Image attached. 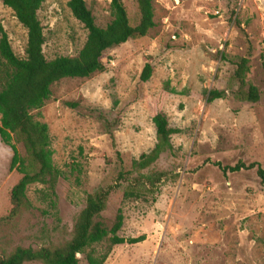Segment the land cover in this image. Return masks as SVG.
<instances>
[{"label": "rangeland", "instance_id": "374dc122", "mask_svg": "<svg viewBox=\"0 0 264 264\" xmlns=\"http://www.w3.org/2000/svg\"><path fill=\"white\" fill-rule=\"evenodd\" d=\"M68 1L44 0L37 12L48 61L76 56L85 42L86 30L71 16ZM110 1L84 0L99 28L111 20ZM151 2L154 27L145 36L107 50L102 71L53 84L49 100L30 112L48 127L60 175L54 194L46 185H29L25 207L12 218H7L9 194L22 175L9 169L12 151L0 142L3 256L18 247L55 248L71 239L87 196L112 184L120 170L130 171L132 160L153 148L151 106L169 81L176 93L164 99L162 113L178 131L170 137L173 151L143 172H164L169 180L159 186L154 202L123 200L124 186L110 194L95 221L109 228L120 210L118 236L145 239L112 247L104 264H264V185L254 169L224 175L216 166L264 163V0ZM123 6L130 24H136L135 0H123ZM0 26L23 59L26 31L2 0ZM246 55L245 82L258 89L260 101L242 103L227 94L207 103L206 91L236 88L231 62ZM145 63L152 74L141 83ZM102 118L112 125L115 148ZM12 144L25 159L22 146ZM106 241L92 248L103 253ZM77 258L86 264L83 256Z\"/></svg>", "mask_w": 264, "mask_h": 264}, {"label": "trees", "instance_id": "16d2710c", "mask_svg": "<svg viewBox=\"0 0 264 264\" xmlns=\"http://www.w3.org/2000/svg\"><path fill=\"white\" fill-rule=\"evenodd\" d=\"M44 0H2L8 7L17 22L26 31L25 57L18 58L12 51L7 34L0 26V142L12 151L9 169L14 168L22 175L12 187L9 200L11 209L7 218L15 216L26 203V190L29 185H46L51 194L59 178V172L52 162L53 152L48 134V127L34 121L30 112L40 109L51 97V86L67 78H87L103 70L102 58L107 50L116 48L130 39L145 36L154 27L153 7L151 0H135L137 23L130 24L123 0H111L109 7L110 22L99 28L95 25L94 17L87 8L84 0H69L67 8L71 16L86 30L85 42L74 57H56L46 60L43 55L45 42L42 26L37 17ZM241 33H244L241 30ZM245 35V34H244ZM249 50V48H248ZM234 69L231 82L236 84L230 91L208 90L205 101L211 103L225 99L231 95L234 100L242 103L255 104L261 99L258 89L245 82L248 70V56L237 57L231 62ZM152 74V66L145 63L139 81L145 83ZM176 91L165 81L151 106L150 118L155 130V144L147 153L141 154L138 159L132 160L131 170H120L112 184L100 188L87 196L85 206L79 212L72 228V237L64 245L55 248H16L7 256L0 254V264H24L40 262L41 264H79L77 255L84 257L86 264H104L112 247L116 245L136 244L144 241L145 237L124 240L118 236L123 223L120 210L116 212L109 228L95 221L104 212L110 194L121 189L123 200L155 201L159 186L169 180L164 172L143 173L155 164L160 156L172 152L170 137L177 130L168 127L165 115L162 113V104L169 94ZM67 107L74 108L70 103ZM103 128L115 148V137L112 125L103 119ZM111 127V128H110ZM12 140L20 144L26 155L20 158ZM118 155V154H116ZM222 174L238 173L240 171L255 170V176L261 185H264V163L241 162L233 166L221 167L216 164ZM132 173H136L132 176ZM103 253H97L92 246L106 240Z\"/></svg>", "mask_w": 264, "mask_h": 264}, {"label": "water", "instance_id": "95a60500", "mask_svg": "<svg viewBox=\"0 0 264 264\" xmlns=\"http://www.w3.org/2000/svg\"><path fill=\"white\" fill-rule=\"evenodd\" d=\"M78 256V255H77Z\"/></svg>", "mask_w": 264, "mask_h": 264}]
</instances>
